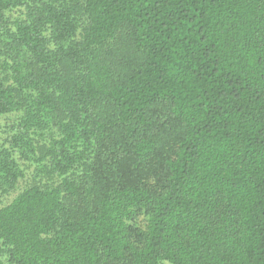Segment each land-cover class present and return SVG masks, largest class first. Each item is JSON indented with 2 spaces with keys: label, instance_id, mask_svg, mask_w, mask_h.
I'll use <instances>...</instances> for the list:
<instances>
[{
  "label": "trees",
  "instance_id": "1",
  "mask_svg": "<svg viewBox=\"0 0 264 264\" xmlns=\"http://www.w3.org/2000/svg\"><path fill=\"white\" fill-rule=\"evenodd\" d=\"M21 183L0 264H264V0H0Z\"/></svg>",
  "mask_w": 264,
  "mask_h": 264
},
{
  "label": "rangeland",
  "instance_id": "2",
  "mask_svg": "<svg viewBox=\"0 0 264 264\" xmlns=\"http://www.w3.org/2000/svg\"><path fill=\"white\" fill-rule=\"evenodd\" d=\"M117 50L119 52V55L117 57L119 62L121 61L124 64V62H128L130 60V57H129V55L125 49H123L122 47H119V48H117ZM122 56H124V58H126V61H124ZM115 58H116V55H115ZM163 136H164V138H163ZM174 139H175L174 135L170 132H166L164 135L161 136L160 143H161L162 148L160 149L161 153L159 154V156H165V158L170 157V151H171L172 142ZM159 162H160L159 159H157V161L154 160L153 165L158 167V165L161 163V162L160 163ZM31 172H32L31 170H30V172H27L28 178H31V176H32ZM150 176H151V179H154L155 173L152 169L150 172ZM22 186H23V183H21V185L19 186L17 191L10 193V194H7V195H3L0 193V206L6 205L9 202H11L15 198V196L19 193L20 188Z\"/></svg>",
  "mask_w": 264,
  "mask_h": 264
}]
</instances>
